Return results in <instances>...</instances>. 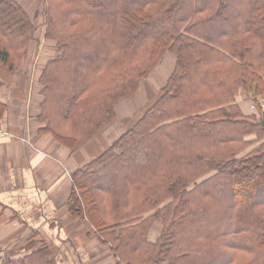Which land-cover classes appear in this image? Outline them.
Wrapping results in <instances>:
<instances>
[{
	"label": "trees",
	"instance_id": "16d2710c",
	"mask_svg": "<svg viewBox=\"0 0 264 264\" xmlns=\"http://www.w3.org/2000/svg\"><path fill=\"white\" fill-rule=\"evenodd\" d=\"M45 1L57 54L39 78V119L72 151L115 119L114 105L166 54L175 58L158 98L72 175V218L120 264H264V118L237 99L264 94V0H116L105 17L99 0ZM30 20L18 0H0L5 71L28 53ZM94 45L91 59H78ZM5 111L0 102V119ZM156 221L161 235L150 241ZM52 256L43 243L7 262L55 264Z\"/></svg>",
	"mask_w": 264,
	"mask_h": 264
},
{
	"label": "crops",
	"instance_id": "0c3cea01",
	"mask_svg": "<svg viewBox=\"0 0 264 264\" xmlns=\"http://www.w3.org/2000/svg\"><path fill=\"white\" fill-rule=\"evenodd\" d=\"M47 51V47L34 46L31 42L15 72L0 67V102L6 105L0 123L12 134L11 138L0 142V231L5 234L14 228L24 236V232L28 234L31 230L40 236L36 239L52 246L57 264H118L111 249L99 242L86 221L71 218L67 205L73 187L72 175L125 132L124 114L119 109L131 105L132 112H125L126 117L136 121L147 109L141 104L148 107L158 98L174 69L175 58L171 56L173 60L167 62L164 70L151 73L148 81L141 84L132 102L135 107L132 100L118 104L113 123L72 151L56 141L46 129V123L39 119L44 101L39 78L52 58L44 55ZM40 59L44 62H39ZM171 63L173 69L169 68ZM237 99L246 115L264 118V113L255 112L253 100L244 92ZM151 233L152 230L149 239L155 241ZM7 238L0 234V240Z\"/></svg>",
	"mask_w": 264,
	"mask_h": 264
},
{
	"label": "rangeland",
	"instance_id": "374dc122",
	"mask_svg": "<svg viewBox=\"0 0 264 264\" xmlns=\"http://www.w3.org/2000/svg\"><path fill=\"white\" fill-rule=\"evenodd\" d=\"M20 5L27 11L29 18L31 19L30 21L34 24V26L36 27V30L32 36V45L34 46H44L47 47L49 52L47 51L46 54L44 55H50L53 59L56 54H57V50H56V41H54L51 38H45V32H46V28H47V3L45 0H18ZM141 1V0H129L128 3V7H131L132 4ZM116 2V0H99V5L103 7V11L101 13V17H105V16H110V14L113 12V6L114 3ZM162 27V26H161ZM155 28H152L151 31H155L158 32L156 30H154ZM163 29V27H162ZM161 29V30H162ZM94 46L90 47H81L78 52H77V57L78 59H86V58H92L93 57V53L96 50H94ZM173 55L171 54H166L162 60H160V62L157 64V66L144 78L141 80V82H139V88L136 91L134 96H126L122 99H120L115 105H114V109L116 106H118V104H120L121 102L125 101V100H132L131 103L135 100V97H137V95L139 94L140 91V87L141 84H144V82L148 81L149 76H151V73L154 74L157 72H159L161 69L164 70L166 68L167 62H169V60H173L172 57ZM174 58V57H173ZM49 59V60H51ZM28 60V59H27ZM29 60H34V59H30ZM46 60V59H45ZM30 61V63H31ZM39 62H44L43 59H40ZM27 63H25L23 65L22 69H25ZM1 67V66H0ZM2 68V67H1ZM28 68V67H27ZM169 68L173 69V63H171V65H169ZM167 74H168V70H167ZM41 84V83H40ZM133 104V103H132ZM134 106V104H133ZM142 107L147 108V106H144V104H141ZM135 107V106H134ZM123 109H119L120 111H122V113L124 114V119L122 122L125 123V127L123 126V128H125V131L127 128H129L130 126H132L134 124L135 121H133V118L131 117H126V113H131L132 110V106L131 105H126L123 106ZM140 110L139 108L136 110V112ZM135 112V113H136ZM255 112H258V110H255ZM140 115V114H139ZM126 117V119H125ZM120 120V119H119ZM114 121V120H113ZM113 121L109 124L111 125L113 123ZM121 122V123H122ZM124 134V133H123ZM123 173V172H122ZM102 183L104 181V183L106 182V180H110L109 177H102ZM70 203V202H69ZM69 205V204H68ZM72 218V217H71ZM74 219V218H72ZM75 220V219H74ZM80 220V219H79ZM83 220V219H81ZM85 221V220H84ZM92 231H94L93 229H91ZM152 230L151 233V239L152 240H157L159 238V236L161 235V231H162V223L160 221H156L154 222V224L152 225V228L150 229V231ZM18 229H11L10 231H8L7 233L3 234L2 230L0 231V234L3 237H8L7 239L4 240H0V264H8V259L12 258V259H17V258H22L23 256L30 254V252H32V250L37 249L38 247H41L44 244L48 245L46 242H43V240L36 239L40 236H37L35 233L31 232V230L29 231L28 234H26L24 232V236L21 235V232H17ZM150 234V233H149ZM18 235H21L22 237H17ZM149 238V235H148ZM32 240V243L35 244H31L34 245L35 247L33 249H30L31 244L29 243V241ZM26 241V242H24ZM96 242V241H95ZM50 246V245H48ZM101 246V245H100ZM109 248V247H108ZM50 249L53 252L52 246H50ZM105 251V249L103 250ZM55 258L54 252H53V256ZM53 258V259H54ZM118 264H120L119 259H117ZM55 264L56 261H55Z\"/></svg>",
	"mask_w": 264,
	"mask_h": 264
},
{
	"label": "built area",
	"instance_id": "2783aa9c",
	"mask_svg": "<svg viewBox=\"0 0 264 264\" xmlns=\"http://www.w3.org/2000/svg\"><path fill=\"white\" fill-rule=\"evenodd\" d=\"M253 107L258 108L259 110L264 112V95L259 97L256 103H254ZM11 137H12V134L9 131H7L6 128H3L2 126H0V142L5 139H9Z\"/></svg>",
	"mask_w": 264,
	"mask_h": 264
},
{
	"label": "water",
	"instance_id": "95a60500",
	"mask_svg": "<svg viewBox=\"0 0 264 264\" xmlns=\"http://www.w3.org/2000/svg\"><path fill=\"white\" fill-rule=\"evenodd\" d=\"M263 124H264V122H263Z\"/></svg>",
	"mask_w": 264,
	"mask_h": 264
}]
</instances>
